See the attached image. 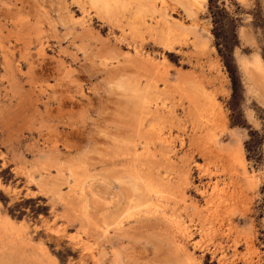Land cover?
I'll list each match as a JSON object with an SVG mask.
<instances>
[{"label": "rangeland", "instance_id": "374dc122", "mask_svg": "<svg viewBox=\"0 0 264 264\" xmlns=\"http://www.w3.org/2000/svg\"><path fill=\"white\" fill-rule=\"evenodd\" d=\"M254 52L264 0H0V264H264Z\"/></svg>", "mask_w": 264, "mask_h": 264}, {"label": "bare ground", "instance_id": "6f19581e", "mask_svg": "<svg viewBox=\"0 0 264 264\" xmlns=\"http://www.w3.org/2000/svg\"><path fill=\"white\" fill-rule=\"evenodd\" d=\"M92 1V0H91ZM95 5V4H94ZM237 63L240 67V69L243 72V76L246 80V90L252 93H256L258 95L264 96V63L262 61V58L259 56L257 52H254V54L250 57L245 55L237 54L236 56ZM140 176V175H139ZM141 178V177H140ZM146 182V181H145ZM150 183V182H149ZM155 187V186H154ZM135 188V187H134ZM215 188V189H214ZM217 185H213L212 190H216ZM153 191V190H152ZM158 192V191H157ZM213 203V202H212ZM137 206V205H136ZM215 206V205H214ZM217 207V206H216ZM226 211V210H225ZM211 217V216H210ZM8 219V218H7ZM6 220V218L4 219ZM9 221V219L7 220ZM10 222V221H9ZM8 223V222H7ZM221 223V222H220ZM13 224V223H12ZM9 224V225H12ZM5 225V224H4ZM7 227H9L7 225ZM6 227V228H7ZM13 227V226H12ZM3 228V231L5 232H11L6 231L7 229ZM11 228V226H10ZM14 229V228H12ZM11 229V230H12ZM9 230V228H8ZM16 230V229H15ZM186 230V229H185ZM14 231V230H12ZM4 232V233H5ZM10 234V233H9ZM13 239V238H12ZM11 240V239H10ZM9 241V240H8ZM11 242V241H10ZM11 244V243H10ZM250 244V243H249ZM15 245V244H14ZM19 245V244H18ZM11 250V249H10ZM13 250V249H12Z\"/></svg>", "mask_w": 264, "mask_h": 264}, {"label": "trees", "instance_id": "16d2710c", "mask_svg": "<svg viewBox=\"0 0 264 264\" xmlns=\"http://www.w3.org/2000/svg\"><path fill=\"white\" fill-rule=\"evenodd\" d=\"M215 36H217L216 33H215ZM221 49H222V48L219 47V48H218V51L220 52L221 57L223 58V62H224V64H225V66H226V68H227V71H228V73H229V76H230V78H231L232 86L234 87V86H235V76H234L233 70H232V68H231V66H230V63H229V61H228L226 55L223 54V53L221 52V51H222Z\"/></svg>", "mask_w": 264, "mask_h": 264}]
</instances>
